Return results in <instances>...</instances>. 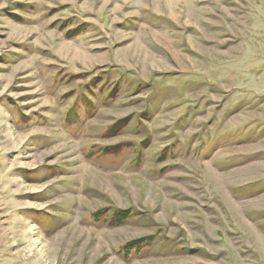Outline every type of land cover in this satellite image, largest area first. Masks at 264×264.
<instances>
[{"label":"rangeland","instance_id":"374dc122","mask_svg":"<svg viewBox=\"0 0 264 264\" xmlns=\"http://www.w3.org/2000/svg\"><path fill=\"white\" fill-rule=\"evenodd\" d=\"M0 264H264V0H0Z\"/></svg>","mask_w":264,"mask_h":264}]
</instances>
